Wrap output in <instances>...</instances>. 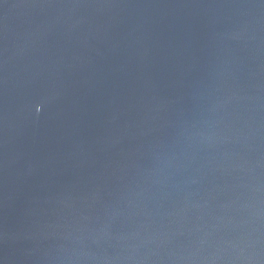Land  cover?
Instances as JSON below:
<instances>
[{"label": "water", "instance_id": "water-1", "mask_svg": "<svg viewBox=\"0 0 264 264\" xmlns=\"http://www.w3.org/2000/svg\"><path fill=\"white\" fill-rule=\"evenodd\" d=\"M0 264H264V0H0Z\"/></svg>", "mask_w": 264, "mask_h": 264}]
</instances>
